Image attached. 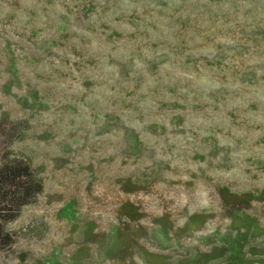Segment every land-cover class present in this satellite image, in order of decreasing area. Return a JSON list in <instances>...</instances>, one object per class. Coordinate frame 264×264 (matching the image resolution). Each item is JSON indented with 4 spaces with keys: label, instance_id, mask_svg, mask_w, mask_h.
<instances>
[{
    "label": "rangeland",
    "instance_id": "374dc122",
    "mask_svg": "<svg viewBox=\"0 0 264 264\" xmlns=\"http://www.w3.org/2000/svg\"><path fill=\"white\" fill-rule=\"evenodd\" d=\"M16 161L0 264H264V0H0Z\"/></svg>",
    "mask_w": 264,
    "mask_h": 264
},
{
    "label": "trees",
    "instance_id": "16d2710c",
    "mask_svg": "<svg viewBox=\"0 0 264 264\" xmlns=\"http://www.w3.org/2000/svg\"><path fill=\"white\" fill-rule=\"evenodd\" d=\"M41 190L31 167L23 161L7 164L0 170V250L13 243L5 223L14 220Z\"/></svg>",
    "mask_w": 264,
    "mask_h": 264
}]
</instances>
